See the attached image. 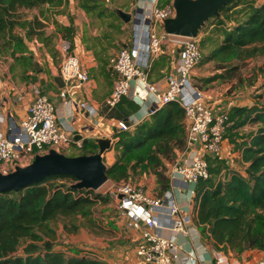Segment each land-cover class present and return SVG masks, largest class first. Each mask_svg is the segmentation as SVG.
I'll use <instances>...</instances> for the list:
<instances>
[{
  "label": "trees",
  "instance_id": "1",
  "mask_svg": "<svg viewBox=\"0 0 264 264\" xmlns=\"http://www.w3.org/2000/svg\"><path fill=\"white\" fill-rule=\"evenodd\" d=\"M52 2L0 0V49L12 47L11 53L15 55L22 48L25 38L14 32L17 26L26 29V38L43 37L42 21L23 16L21 10ZM80 6L88 12L96 10L100 16L107 12L100 0H83ZM114 14L123 23L116 11ZM211 18L215 19L212 28H203L200 36L201 63L214 61L222 71L205 78V82L235 77L250 59L264 57V1L230 0L222 7L220 16ZM65 30L67 38L75 31L72 26ZM106 37L110 40L108 44L93 42L100 47L97 57L110 75L108 50L116 44L109 35ZM170 66L171 57L161 54L148 70L149 80L153 81L152 76L158 79L167 75ZM258 69L264 72V66ZM137 108L133 100L124 96L110 114L125 119ZM248 124L249 129L240 134L237 129ZM186 134L184 108L176 101L166 102L134 128L116 132L115 161L108 165V178L119 185L133 175L153 172L157 177L154 195L162 196L169 190V164L185 148ZM225 137L241 150L244 172L230 168L221 157H207L209 176L197 182L193 196L197 222L203 235L213 239L217 248L239 253L249 249L264 252V103L233 106L228 112ZM72 147V151L63 153L69 156L98 153L97 146ZM78 182L71 175H51L17 191H0V264H108L92 249L68 253L54 245L53 224L59 218L65 219V228L76 231L77 217L91 221L93 206L111 201L97 189L77 186ZM24 240L28 241L20 254L17 251Z\"/></svg>",
  "mask_w": 264,
  "mask_h": 264
},
{
  "label": "crops",
  "instance_id": "2",
  "mask_svg": "<svg viewBox=\"0 0 264 264\" xmlns=\"http://www.w3.org/2000/svg\"><path fill=\"white\" fill-rule=\"evenodd\" d=\"M82 1L53 0L52 3L21 10L23 16L29 19L37 17L42 21L41 30L44 32V36L39 38L34 35L32 38H26V29L17 26L14 32L25 38L22 48L16 50L15 55L11 53L12 47L7 48L8 50L0 49V113L6 117L5 121L0 123V127L10 133L11 123H20L21 119L26 116L29 104L33 99V86L38 85L42 92L55 103L60 125L68 132L80 134L82 145H88V149L97 146V151L100 152L102 146L109 143V147L101 154L104 162L110 165L115 161V134L121 130L119 122L124 120L111 116L110 112L113 108H108L105 103L112 91L116 77V72L110 65V58L118 49L111 47L108 50L107 68L111 73L107 75L106 69L97 57L100 47L93 41L107 44L110 41L106 37L110 17H105V15L108 13V9L112 8V0H100L102 5L107 8V12L101 16L96 10L88 12L81 7ZM263 1L257 0L258 3ZM117 2L118 8L127 12H133L136 9L139 11L141 8L142 12L135 14L137 18H141L142 14L149 12L152 5V0H138L137 2L117 0ZM171 2L173 0H160L161 5ZM121 19L123 23L119 19L116 21L121 24L122 29L129 30V38L125 40L124 36L121 37L120 48L134 41L136 32L141 29L142 25V22L133 21V19L129 22H125L122 17ZM68 26L75 29L69 38L64 36V34L68 36V32L65 30ZM61 37L72 41L73 51L79 56L83 68L89 73V80L72 87L66 98L60 97L59 93L64 87H60L55 81V77L60 76L62 56L56 45ZM111 41L119 42L118 39ZM163 53L171 57V71L179 60V46L172 36L166 37L163 41L161 54ZM221 71L222 69L216 68L214 61H203L190 73L193 80L203 84L204 100L207 105L218 112L222 109L230 111L235 105H251L255 102L245 99V93L238 89L229 93L228 89L234 83L235 77L218 78L210 82L204 81L205 78ZM167 75L158 79L152 76V82L161 91L167 88ZM146 93L142 82L138 78H133L130 93L126 96L138 106L128 117L131 128L148 119L151 116V109L155 107V100L150 94H147V98L144 99ZM81 102L92 104L96 112H87L81 107ZM249 127L248 124L237 130L242 134ZM240 140L238 138L237 141L240 142ZM73 145L79 146L75 143ZM241 154V150L230 141L229 137H225L221 143V150L212 156L221 157L227 161L230 168L244 172ZM180 155L181 152L178 157ZM129 181L142 186L149 194L157 192V177L153 172L133 175ZM192 187L191 184L180 178L169 183V189L179 204L181 212L189 214L192 218L187 225L186 232H173L170 229L172 217L168 209L162 207L157 210L162 227H158L156 231L165 236L176 238L177 248L174 253L177 256L174 258V264H264L263 251L249 249L239 253L230 248H217L213 239L203 235L197 222V211L191 194ZM119 217L121 218L118 222L120 232L116 234L120 236L125 230L126 236L123 240L115 243L114 246L108 244L101 249L95 247L90 249L100 252L101 254L98 255L104 258L108 264H133L139 232L129 227L125 218L120 214Z\"/></svg>",
  "mask_w": 264,
  "mask_h": 264
},
{
  "label": "built area",
  "instance_id": "3",
  "mask_svg": "<svg viewBox=\"0 0 264 264\" xmlns=\"http://www.w3.org/2000/svg\"><path fill=\"white\" fill-rule=\"evenodd\" d=\"M174 15L173 2L161 5L160 0H152L149 12L142 14V19L138 17L137 22H142V25L134 41L123 45L110 58L116 77L105 103L108 108H114L122 97L129 95L131 80L138 78L147 92L144 99L150 94L155 100L151 113L169 101H176L184 108L186 146L180 157L170 164L169 176L170 182L180 178L191 184V194L194 196L197 182L209 176L207 157L221 150L229 111L222 109L216 112L205 102L204 91L194 84L190 73L203 58L200 36L167 34L163 29V21ZM168 36L175 38L179 46V60L167 75L166 90L161 91L149 80L148 70ZM56 47L62 56L59 75L65 81L59 95L66 98L72 87L89 80V73L73 51L69 39L59 38ZM80 105L87 112H96L95 107L88 102H81ZM5 119V115L0 113V123ZM119 124L122 130L128 129L130 125L125 120ZM10 130L8 133L0 127V170L3 173L11 172V167L29 162L37 154H45L51 148L60 149L73 143L82 145L80 139H74L75 134L60 125L55 103L38 85L33 86V99L26 116L18 124L12 122ZM114 196L121 217L125 218L129 227L139 232L133 264H174L177 256L174 253L176 238L156 231L162 227L157 210L162 207L168 209L172 217L170 229L175 233L186 232L192 218L181 212L172 191L169 189L162 196H156L140 185L125 181L115 187Z\"/></svg>",
  "mask_w": 264,
  "mask_h": 264
},
{
  "label": "water",
  "instance_id": "4",
  "mask_svg": "<svg viewBox=\"0 0 264 264\" xmlns=\"http://www.w3.org/2000/svg\"><path fill=\"white\" fill-rule=\"evenodd\" d=\"M229 1L173 0L175 15L163 21V29L169 35L198 37L206 22L211 17L220 16L222 7L226 6ZM140 11L142 12L141 8L133 12L118 9L125 22L132 19L137 21L135 14ZM55 81L60 87L65 86V81L61 76L55 77ZM124 120L130 124L128 118ZM81 138L80 134L75 133V140ZM107 147L109 143L103 145L98 153L79 156H69L51 148L45 154H37L25 166L17 164L15 169L9 173H3L0 170V191H17L51 175H71L79 180L77 186L98 189L108 180V165L101 154Z\"/></svg>",
  "mask_w": 264,
  "mask_h": 264
},
{
  "label": "rangeland",
  "instance_id": "5",
  "mask_svg": "<svg viewBox=\"0 0 264 264\" xmlns=\"http://www.w3.org/2000/svg\"><path fill=\"white\" fill-rule=\"evenodd\" d=\"M162 1V0H161ZM117 0H112V8L108 9V13L105 17H110V21L108 23L107 33L109 37L112 39H118V43L114 42L116 49H120L122 44L121 37L124 36L126 40L128 37L129 30L121 28V24L116 20H118V16L114 14V11L117 12L118 8ZM232 12V11H231ZM229 11V14L231 13ZM113 13V14H112ZM118 13V12H117ZM232 14V13H231ZM104 15V14H103ZM227 15V12L224 13ZM213 23H215V19H209L203 28H212ZM119 25V27H118ZM202 28V29H203ZM200 32V36L204 32ZM130 43V42H129ZM161 55V52L153 59L152 63ZM264 57L259 56L253 59H250L246 62L245 65L241 66L238 74L235 76L234 83L229 87L228 91L231 93L233 90L238 89L241 92L245 93V99L247 98L251 102L257 101L259 103H264V72L260 71L258 68L260 66H264ZM194 84L201 90H203V84H200L193 80ZM204 91V90H203ZM256 99V100H255ZM73 147L71 145L66 146L64 148L58 149L59 152L63 151H72ZM29 162H25L20 166H25ZM16 166V165H15ZM11 167V171L15 169ZM136 184L135 182H132ZM116 183L109 179L97 189V192H100L104 195H108L111 199L109 203H97L93 206V212L90 216L91 221L87 219V217L79 216L76 218V222L78 224V229L76 231H69L64 227L65 219L59 218L56 222H54V228L56 230V235L53 237V242L56 248L63 249L68 253L74 252L80 248L90 249L91 247L95 248H103L105 245L114 246L115 243L123 240L125 235L124 233L120 236L117 235V232H120L118 227V222L121 220L119 217V212L115 206V196L114 189L116 187ZM51 238V236H50ZM28 240H24L19 249L18 253H23L24 245ZM97 254H101L98 251H95Z\"/></svg>",
  "mask_w": 264,
  "mask_h": 264
}]
</instances>
